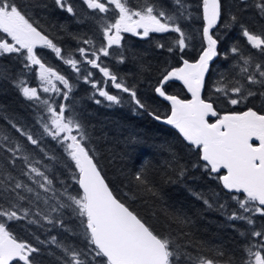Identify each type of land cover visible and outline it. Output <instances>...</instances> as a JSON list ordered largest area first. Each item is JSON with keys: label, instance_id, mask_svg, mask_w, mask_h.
Listing matches in <instances>:
<instances>
[{"label": "trees", "instance_id": "16d2710c", "mask_svg": "<svg viewBox=\"0 0 264 264\" xmlns=\"http://www.w3.org/2000/svg\"><path fill=\"white\" fill-rule=\"evenodd\" d=\"M15 2L38 30L62 49L66 57L71 55L79 58L76 49L90 47L79 43L80 37L92 39L99 47L102 42L97 23L99 16L107 15L109 19H114L116 15L115 12L93 13L82 0H69L75 9V16L58 8L54 0ZM144 2L145 0H128L129 5L134 8L142 6ZM150 2L162 5L169 13L175 10L172 0ZM186 2L192 5L193 18L180 21L184 32L190 37L187 41L189 46L183 53L167 50L173 45L176 33H151L147 38L124 33L121 47L113 46L109 57H101L102 65L108 67L126 87L135 91L136 99L144 105L143 108L135 103L130 93L116 89L98 69L86 64L80 65L81 73L78 76L51 49L38 47V55L46 66L65 76L72 87L67 100L54 92H41V95L55 100L56 105L67 106L65 116L73 117L82 125L87 138L84 143L109 189L154 232L173 238L193 257L202 255L218 260L220 264H228L229 261L231 264H242L246 237L240 233L247 232L250 226L242 221L228 219V215L238 210L237 202L231 198L233 193L226 191L222 183L213 178L217 174H209L202 167H193L194 164L202 163L195 146L187 144L172 128L153 119L155 116L166 118L171 111V106L155 92L163 73L181 66V55L190 62L198 58L203 21L200 18L202 9L197 6L201 0ZM256 2L257 0H247L246 4H242L241 0H221V22L213 32L220 37L219 51L228 52V58L224 59L223 55L215 58L213 71L206 77L202 95L203 99L214 103L221 115L246 111L248 108L264 114V95H261L264 88L250 86L256 95L236 106L227 104L223 95L215 91L219 73L224 74L225 83L232 81L233 86L235 85L230 71L235 63V57L229 51L233 46L257 61H264V56L247 43L240 27L243 25L251 32L264 34V16L255 7ZM231 16H236L235 23H230ZM225 24L229 26L224 27ZM0 38H6L10 42L6 34L0 33ZM158 44H163L164 47L160 48ZM121 54L124 57L122 63L119 62ZM87 71L93 73L91 79L97 83V88L84 81L83 75ZM21 78L26 81L27 86L37 87L39 84L35 67L29 72L15 54L0 56V135L9 137V141L0 139V145L5 146L0 147V179L11 173L16 179L36 187L21 174L24 168L22 160L17 159L15 167L9 163L11 156L6 147L10 142H16L30 159L42 161L37 166L53 180L55 189L62 191L67 186L69 192L75 195L80 191L78 184L72 179V173H78L75 163L65 152L64 146L44 133L40 121L41 118L48 119V113L42 104L23 96L15 83ZM55 83L62 91H66L58 81ZM164 87L169 95L182 100L190 99L180 83L169 81ZM97 89L117 96L120 102L113 103L99 96ZM97 100L100 103H96ZM209 119L210 122L215 120L214 117ZM13 123L40 139L44 152L21 136L12 127ZM181 166L186 169L183 178L179 177ZM137 173H140L146 184L135 179ZM223 174L224 171H221L220 175ZM149 188L152 191H148ZM37 190L42 195H51L43 193L42 189ZM205 199L212 207L204 203ZM49 203L53 204L55 201ZM220 204L225 207L221 209ZM39 205L42 210L46 208L43 202H39ZM24 207L30 205L25 202ZM32 210L36 211L35 207ZM52 215H62L63 227L59 224L50 225L43 220L39 224H29L27 220L11 221L8 224L18 241L40 249L39 253L34 254L36 264H62L59 258L63 253L55 244L50 243L52 237L64 246H72L78 250L87 248L79 217L70 209H64L62 214ZM254 219L257 230L264 228V217L257 214Z\"/></svg>", "mask_w": 264, "mask_h": 264}, {"label": "snow or ice", "instance_id": "6c2138e0", "mask_svg": "<svg viewBox=\"0 0 264 264\" xmlns=\"http://www.w3.org/2000/svg\"><path fill=\"white\" fill-rule=\"evenodd\" d=\"M54 2L61 10L72 16L76 15L69 0ZM82 3L93 13L115 12L116 15L114 19H109L107 15L99 16L97 23L102 34L100 46L97 47L90 38L80 37L78 42L90 47H78L76 51L79 58H75L63 55L62 49L34 26L15 0H0V33L6 34L11 40L9 42L6 38H0V56L15 54L20 58L24 69L31 72L36 68L39 81L37 87L27 86L22 78L15 81L16 86L26 99L44 106L48 119L41 118L43 131L64 146L65 152L74 161L78 173L73 172L72 179L80 189L75 195L69 192L67 186L62 191L55 189L53 180L37 166L42 161L30 159L19 143L10 142L6 147L11 156L9 163L15 167L16 160H22L24 168L21 174L36 187L16 179L11 173L0 179V264H36L34 254L40 252L38 247L18 241L9 230V222L27 220L29 224H39L43 220L50 225L59 224L63 227L62 215L54 217L52 214H62L64 209H70L80 218L87 248L78 250L72 246H64L52 237L50 243L55 244L63 253L59 258L62 264H182V261L184 264H220L218 260L202 255L193 257L173 238L154 232L118 200L101 176L93 156L89 154L84 143L87 138L82 125L73 117L65 116L66 105H56L55 100L41 95V92H54L67 100L72 87L65 76L46 66L38 55V47L51 49L78 76L81 73L80 65L86 64L98 69L116 89L130 93L135 103L143 108L144 105L136 99L135 91L126 87L108 67L103 66L101 57H109L113 46L121 47L123 33L147 38L151 33L173 32L177 37L167 50L183 53L189 46L187 41L190 37L184 32L180 21L193 18L192 5L186 0H172L175 10L169 13L162 5L150 0H145L142 6L135 8L129 5L128 0H82ZM241 3L246 4L247 0H241ZM197 7L202 9L200 18L203 21L198 58L190 62L181 55L182 65L166 70L155 92L171 103V113L164 122L178 129L183 138L195 146L202 163L194 164L193 167H202L209 174H217L213 178L218 179L224 189L233 193L231 198L237 202L238 210L228 215V219L242 221L250 226L247 232L240 233L246 237L242 264H264V228L257 230L254 227V217L257 214L264 217V114L248 108L246 111L221 115L213 102L201 98L206 75L213 71L215 58L223 55L227 59L228 52L219 51L220 37L213 32L221 22V0H201ZM255 7L264 16V0H257ZM236 20V16L230 17V23H235ZM228 26L229 24L224 25ZM240 27L247 43L264 56V34L251 32L243 25ZM157 46L164 47L163 44ZM229 51L235 57V63L230 69L235 85L233 86L232 81L225 83L224 74L217 69L219 79L215 91L223 95L227 104L236 106L256 95L250 86L264 88V61H257L253 56L243 54L235 46ZM123 60L121 54L119 62L122 63ZM92 76L93 73L87 71L83 79L97 88ZM173 80L183 83L191 93L190 100L167 94L164 85ZM54 81L62 84L66 91L57 87ZM97 90L99 96L108 101L120 102L117 96L110 95L103 89ZM96 103L100 101L97 100ZM210 117L215 118L214 122H210ZM155 118L161 119L160 116ZM12 127L31 145L44 152L40 139L14 123ZM74 131L76 134H73ZM0 139L9 141L7 136L0 135ZM253 140L258 141V145ZM221 170H226V173L220 175ZM185 173L186 169L181 166L179 177L183 178ZM135 179L147 183L140 173L136 174ZM37 189L51 195H42ZM148 191L152 190L149 188ZM49 201L55 203L50 204ZM25 202L30 207H24ZM39 202H43L46 208L40 209ZM204 203L212 207L208 200L205 199ZM33 207L36 211L32 210ZM219 207L223 209L225 205L220 204Z\"/></svg>", "mask_w": 264, "mask_h": 264}, {"label": "water", "instance_id": "95a60500", "mask_svg": "<svg viewBox=\"0 0 264 264\" xmlns=\"http://www.w3.org/2000/svg\"><path fill=\"white\" fill-rule=\"evenodd\" d=\"M206 77H207V75H206ZM205 80H206V78H205ZM173 81H175V82H177V83H180L181 85H182V87L184 88V90H185V92H186V94L189 96V98L191 99V93H189L188 91H187V88L183 85V83L181 82V81H176V80H173ZM203 90H204V88L201 90V98H202V95H203ZM157 94V93H156ZM157 96L160 98V99H162L163 101H165L166 103H168L170 106H171V103L169 102V101H166V100H164V98L163 97H160L158 94H157ZM189 99V100H190ZM203 99V98H202ZM170 113H171V111H170ZM170 115V114H169ZM168 115V116H169ZM153 119L155 120V121H157L158 123H160V124H162V125H165V126H168V127H170V128H172L173 130H175L177 133H178V135L187 143V144H189V142L188 141H186L184 138H183V136H182V134L179 132V130L178 129H176L174 126H172V125H168V124H166L165 122H164V120H165V118H161V119H159V120H157L155 117H153ZM253 143L254 144H257L258 145V141H255V140H253ZM221 171H224V174L226 173V170H221ZM102 176V175H101ZM103 177V176H102ZM105 180V179H104ZM105 183H106V181H105ZM222 183V182H221ZM107 184V183H106ZM223 186V185H222ZM78 188H79V185H78ZM80 190V189H79ZM226 190V189H225ZM226 191H228V190H226Z\"/></svg>", "mask_w": 264, "mask_h": 264}, {"label": "rangeland", "instance_id": "374dc122", "mask_svg": "<svg viewBox=\"0 0 264 264\" xmlns=\"http://www.w3.org/2000/svg\"><path fill=\"white\" fill-rule=\"evenodd\" d=\"M8 39L10 40V37H8ZM10 42H11V40H10ZM55 82V81H54ZM74 133V132H73Z\"/></svg>", "mask_w": 264, "mask_h": 264}, {"label": "flooded vegetation", "instance_id": "af4514ba", "mask_svg": "<svg viewBox=\"0 0 264 264\" xmlns=\"http://www.w3.org/2000/svg\"><path fill=\"white\" fill-rule=\"evenodd\" d=\"M123 34H124V33H123ZM123 34H122V35H123Z\"/></svg>", "mask_w": 264, "mask_h": 264}]
</instances>
